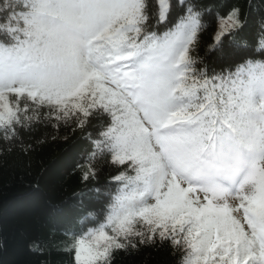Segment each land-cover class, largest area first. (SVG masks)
Segmentation results:
<instances>
[{
	"label": "snow or ice",
	"instance_id": "obj_1",
	"mask_svg": "<svg viewBox=\"0 0 264 264\" xmlns=\"http://www.w3.org/2000/svg\"><path fill=\"white\" fill-rule=\"evenodd\" d=\"M173 8L0 2V140L52 120L96 121L84 179L97 158L118 172L103 222L72 234L75 264H110L131 238L171 243L180 264H264V62L199 67L203 14L189 3L171 21ZM216 19L209 51L222 52L242 23L235 8Z\"/></svg>",
	"mask_w": 264,
	"mask_h": 264
},
{
	"label": "trees",
	"instance_id": "obj_2",
	"mask_svg": "<svg viewBox=\"0 0 264 264\" xmlns=\"http://www.w3.org/2000/svg\"><path fill=\"white\" fill-rule=\"evenodd\" d=\"M172 2L171 21L189 3L203 14L207 27L191 52L199 67L220 72L234 70L246 60L264 62V48L258 43L264 30V0H185L184 6ZM234 8L242 27L222 38V52L209 51L217 15ZM96 128V121L77 127L52 120L33 125L14 144L0 140V264H75L72 234L103 222L119 187L112 180L117 169L99 158L91 161L95 175L84 179ZM180 261L181 253L171 243H140L136 238L110 256V264Z\"/></svg>",
	"mask_w": 264,
	"mask_h": 264
},
{
	"label": "rangeland",
	"instance_id": "obj_3",
	"mask_svg": "<svg viewBox=\"0 0 264 264\" xmlns=\"http://www.w3.org/2000/svg\"><path fill=\"white\" fill-rule=\"evenodd\" d=\"M217 27H218V23L216 25V29H215V33H214V38H215V35H216V32H217Z\"/></svg>",
	"mask_w": 264,
	"mask_h": 264
}]
</instances>
